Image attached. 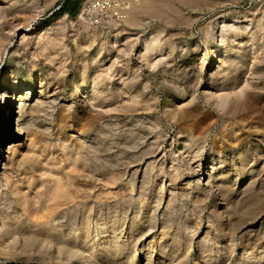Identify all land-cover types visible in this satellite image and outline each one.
I'll list each match as a JSON object with an SVG mask.
<instances>
[{
    "label": "rangeland",
    "instance_id": "374dc122",
    "mask_svg": "<svg viewBox=\"0 0 264 264\" xmlns=\"http://www.w3.org/2000/svg\"><path fill=\"white\" fill-rule=\"evenodd\" d=\"M62 1H0V90L5 75L10 85L14 77L19 89L29 88L32 98L40 96L43 103L33 121L25 117L28 124L10 149L2 142L0 212L7 214L9 225L0 253L17 255H0V264H26L28 251L18 254L21 245L27 248L26 238L20 240L29 233L37 245L43 235L37 236L34 225L52 214L58 192L69 189L75 195L71 201L93 209L92 232L128 210L119 230L134 257L130 263L123 258V264H145L149 244L155 246L149 248L151 263L168 264L182 254L186 242L191 243L188 264L209 253L228 264H240L242 254L256 255L257 264H264V0H148L138 23L111 21L97 28L79 25L75 14L58 11ZM17 110L14 104L13 123ZM250 123L255 127L243 128ZM195 133L203 144L197 157L192 149L172 143L188 135L194 141ZM171 143L174 157L168 154ZM212 157L224 158L225 166L212 163ZM171 162L180 164L174 168ZM148 164L153 170L144 179ZM169 174H177V187L171 186ZM168 192L175 197L170 204ZM131 215L144 221V235L127 233ZM162 223L169 236L159 240ZM151 224L155 228L148 230ZM102 234L108 237L111 231ZM174 234L181 242L176 246L170 240ZM162 245L165 252H160ZM172 247L178 255L170 252ZM28 261L41 264L38 255Z\"/></svg>",
    "mask_w": 264,
    "mask_h": 264
},
{
    "label": "bare ground",
    "instance_id": "6f19581e",
    "mask_svg": "<svg viewBox=\"0 0 264 264\" xmlns=\"http://www.w3.org/2000/svg\"><path fill=\"white\" fill-rule=\"evenodd\" d=\"M1 1V0H0ZM154 6V5H153ZM148 7H149V5H148V0H143L142 1V4H141V6H140V9L139 10H144L143 8H147L148 9ZM139 13H140V11H139ZM137 19V18H136ZM135 19V20H136ZM134 20V21H135ZM137 21V20H136ZM133 23H136V22H127V25L128 24H133ZM137 23H138V21H137ZM31 27H33V26H31ZM34 28V27H33ZM32 29V28H31ZM29 29H26L25 31H28ZM23 35H24V33H23ZM24 37V36H23ZM237 72V71H236ZM234 73V72H233ZM10 77H13V74L11 73V75H10ZM5 79H9L6 75L4 76V78H3V80H2V85H1V90H0V119L2 118V110H4L5 111V114H3V123H1L0 124V156H1V152H4V150H2V142H3V144H4V142H6L7 144H8V146H7V148H5V150L6 149H10L13 145V143H12V139L16 136V134L17 135H19L23 130L22 129H24V127L25 126H27L26 125V123L28 124V117L30 116V118L31 117H34L33 116V114H36L37 112V109H39V106L40 105H42L43 103H42V99H41V97L39 96V97H33L32 98V91H30V89L29 88H23V89H19V87L18 86H16V84H15V79H14V77L12 78L13 79V82L11 83V85L10 84H8L7 83V81L5 80ZM83 86V85H82ZM80 87V86H79ZM77 90V89H76ZM77 93V92H76ZM241 103V102H240ZM14 104H16V106H17V117H16V121L13 123L12 122V119H11V114H12V111H13V109H14ZM239 108V107H238ZM250 108H252V107H250ZM4 113V112H3ZM28 115V119L26 120L25 119V117ZM36 116V115H35ZM262 116H264V115H262ZM261 116V117H262ZM32 119V118H31ZM262 119H263V121H264V118L262 117ZM237 120V119H236ZM239 120V121H238ZM237 121L238 122H242L243 120H241L240 121V119H238ZM0 121H2V120H0ZM30 121V120H29ZM32 121H33V119H32ZM238 122H237V124H238ZM222 123V122H221ZM232 123V122H231ZM244 123V122H243ZM245 123H247V122H245ZM249 123V122H248ZM234 124H236V123H234ZM233 124V125H234ZM107 125V124H106ZM231 124H229V126H230ZM253 125H254V123L252 124V123H250L249 125H243V128H250V127H253ZM28 126H30V125H28ZM33 126H34V124H33ZM189 126V125H188ZM228 126V127H229ZM221 127H222V124H221ZM224 128H225V126H223ZM222 127V128H223ZM237 127H239V126H237ZM240 127H242V126H240ZM255 127V126H254ZM253 127V128H254ZM30 128V127H29ZM227 128V127H226ZM233 128L235 129V126H233ZM233 128L231 129L232 130V132H230V133H232V136L234 137V135L235 134H233L234 133V131H233ZM253 128H251V129H253ZM28 128H26V131L28 132V130H27ZM228 130H229V128H227ZM226 129V130H227ZM239 129V128H238ZM238 129H236L237 131H239ZM248 129H246V130H248ZM186 130V129H185ZM192 130V129H191ZM190 130V131H191ZM221 130V129H220ZM235 130V133H237V131ZM243 130V129H242ZM255 130H256V128H255ZM30 131V130H29ZM200 131V130H199ZM201 131H202V128H201ZM203 131H204V129H203ZM240 131H241V129H240ZM239 131V132H240ZM254 131V130H253ZM18 132H19V134H18ZM189 132V131H188ZM260 132V131H259ZM196 133H198V131H196ZM196 133H195V136H196ZM222 133L224 134L225 133V131L223 132L222 131ZM227 133V132H226ZM230 133L228 134V135H230ZM258 133V132H257ZM188 134V133H187ZM190 134V133H189ZM192 134V133H191ZM238 134V133H237ZM256 134V133H255ZM202 135V134H201ZM241 135V134H240ZM240 135H238L239 136V138H240ZM198 136V135H197ZM197 136L196 137H193V139L194 138H196V139H194V141L192 140V138L191 137H189V135L188 136H186L185 138H183V139H181V141H180V139H178V138H176L175 140H173L172 141V143L173 142H175V145H177V146H179V147H181V150H182V148H185V149H192V152H194V156H196L197 157V154H199L201 151H202V149H203V144H202V141H201V139H197ZM199 136H200V134H199ZM198 136V137H199ZM224 136H225V134H224ZM231 136V135H230ZM236 136V135H235ZM222 137V136H221ZM228 137V136H227ZM233 137H232V140H231V143L230 144H232L233 142V140H235V139H233ZM108 138V137H107ZM201 138H204V135L201 137ZM230 138V137H229ZM237 138V137H236ZM79 139V138H78ZM238 139V138H237ZM82 140V139H81ZM112 140V139H111ZM236 141V140H235ZM234 141V142H235ZM238 142H239V140H237ZM79 142V141H78ZM229 142V141H228ZM171 143V145H170V147L168 148V151H169V153L168 154H170L172 157H174L175 155V148H174V144H172ZM236 143V142H235ZM80 144H82L83 145V143H80ZM79 144V145H80ZM234 144V143H233ZM78 145V146H79ZM85 145V144H84ZM151 146H152V144H151ZM6 147V146H5ZM76 148V147H75ZM177 148V147H176ZM88 149V148H87ZM14 150V149H13ZM75 150V149H74ZM78 150V149H77ZM250 150V149H249ZM178 151V150H177ZM177 151H176V153H177ZM241 151V150H240ZM189 152V151H188ZM187 152V153H188ZM252 152V151H251ZM75 153H76V151H75ZM82 153V152H81ZM179 153H180V150H179ZM249 153V152H248ZM189 154V153H188ZM253 154V153H252ZM70 155V154H69ZM89 155V154H88ZM178 155V154H177ZM180 155V154H179ZM191 155H193V154H191ZM81 156V155H80ZM181 156V155H180ZM242 156V155H241ZM74 157H76V155L74 156ZM92 157H93V155H92ZM163 157H164V155H163ZM162 157V158H163ZM219 157V156H218ZM232 157V156H231ZM86 158V157H85ZM180 158V157H179ZM181 158H183V157H181ZM189 158V157H188ZM192 158V157H191ZM194 158V157H193ZM81 159H84V157L83 158H81ZM92 159V158H91ZM172 159V158H171ZM170 159V160H171ZM177 159V158H176ZM190 159V158H189ZM224 159V158H223ZM221 160V159H219L218 158V160H217V162L218 163H220V166L219 167H223V166H225V164L224 163H226L224 160ZM79 160V159H78ZM192 160V159H191ZM215 159L212 157L211 158V162L213 163V161H214ZM215 160V161H216ZM242 160V159H241ZM74 161V160H73ZM89 161V160H88ZM92 161V160H91ZM90 161V162H91ZM175 162V159H172V162ZM180 161V160H179ZM189 161V160H188ZM238 161V160H237ZM90 162H89V164H90ZM171 162V163H172ZM182 162H183V160H182ZM181 162V163H182ZM240 162V161H239ZM82 163V162H81ZM85 163V162H84ZM161 163V162H160ZM163 163V162H162ZM232 163V162H231ZM235 163V162H234ZM78 164V163H77ZM96 164V163H95ZM173 164H175V163H172L171 164V166L173 165ZM177 164V163H176ZM178 164H180V162L178 163ZM177 164V165H178ZM68 165V164H67ZM91 165V164H90ZM177 165L176 166H174V168L176 167V168H178L177 167ZM234 165V164H233ZM248 165V164H247ZM95 166V165H94ZM150 166H152V165H147V167L145 168V170H144V179H149L150 178V174L149 173H151V168H150ZM158 167H159V165H157ZM157 166H155V167H157ZM163 166V165H162ZM180 166H182V165H179V167ZM86 167V166H85ZM92 167V166H91ZM90 167V168H91ZM183 167H184V165H183ZM182 167V168H183ZM208 167V166H207ZM214 167V166H213ZM227 167V166H226ZM170 168H173V167H170ZM182 168H180V169H182ZM189 168V167H188ZM206 168V167H205ZM93 169H95V168H93ZM162 169V168H161ZM159 169V171H160V174H161V171L164 169ZM190 169V168H189ZM210 169L212 170L213 168L212 167H210ZM152 170H153V168H152ZM165 170V169H164ZM169 170V169H168ZM217 170V169H216ZM235 170V169H234ZM238 170V169H237ZM159 171H157V172H159ZM183 171V170H182ZM251 171V170H250ZM78 172V171H77ZM165 172H167V171H165ZM174 172H175V170H174ZM173 172V173H174ZM178 172V171H177ZM191 172V171H190ZM176 173V172H175ZM183 173V172H182ZM182 173H181V175H182ZM199 173V172H198ZM201 173V172H200ZM205 173H207V172H205ZM159 174V175H160ZM185 174V173H184ZM237 174V173H236ZM143 175V174H142ZM158 175V176H159ZM167 175V174H166ZM170 175V174H169ZM168 175V176H169ZM179 175V174H178ZM188 175V174H187ZM199 175V174H198ZM202 175V174H201ZM200 175V176H201ZM209 175V174H208ZM238 175V174H237ZM171 176V175H170ZM176 176H177V174H173V176H171V179H170V181L172 180V182H170L171 183V186L172 187H174V186H176ZM67 177V176H66ZM66 177H64V178H66ZM72 176H70V179H72L71 178ZM133 177V176H132ZM156 177V176H155ZM154 177V178H155ZM163 177V176H162ZM179 177H181V176H179ZM134 178V177H133ZM141 178H142V176H141ZM152 178V177H151ZM178 178V177H177ZM200 178V177H199ZM235 178V177H234ZM62 179V178H61ZM153 179V178H152ZM163 179V178H162ZM207 179H208V177H207ZM236 179V178H235ZM234 179V180H235ZM132 180V179H131ZM134 180V179H133ZM143 180V179H142ZM151 180V179H150ZM155 180V179H154ZM157 180V179H156ZM197 180H198V178H197ZM0 181H1V179H0ZM56 181V180H55ZM59 181L60 180H58V184H59ZM68 181V180H67ZM66 181V182H67ZM144 181V180H143ZM146 181V180H145ZM153 181V180H152ZM162 181V180H161ZM169 181V180H168ZM180 181V180H179ZM194 181V180H193ZM192 181V182H193ZM236 181H237V179H236ZM61 182H65L64 181V179H63V181H61ZM132 182V181H131ZM142 182V181H141ZM197 182V181H196ZM69 183V182H68ZM146 183V182H145ZM148 183V182H147ZM146 183V184H147ZM151 183V182H150ZM160 183V182H159ZM198 183H200V182H198ZM1 184V183H0ZM56 184H57V182H56ZM57 184V185H58ZM63 184V183H62ZM66 184V183H65ZM142 184V183H141ZM140 184V185H141ZM186 184V183H185ZM189 184H192L191 183V181H190V183ZM2 185V184H1ZM0 185V186H1ZM51 185V184H50ZM54 185V184H53ZM56 185V186H57ZM142 185H144V184H142ZM141 185V186H142ZM163 185V184H162ZM195 185V184H194ZM252 185H253V183H252ZM64 186V185H63ZM148 186H149V184H148ZM160 186H161V184H160ZM170 186V185H169ZM180 186V185H179ZM197 186V185H196ZM145 187V186H144ZM143 187V188H144ZM177 187V186H176ZM188 187H190V186H188ZM194 187V186H193ZM254 187V186H253ZM53 188V187H52ZM54 188H55V186H54ZM66 188V187H65ZM74 188V187H73ZM151 188V187H150ZM175 188V187H174ZM75 189V188H74ZM147 189V188H146ZM160 189V191H161V188H159ZM177 189V188H176ZM196 189V188H195ZM53 192H54V190L53 189H51ZM70 190V189H69ZM69 190H66V191H64V190H61V191H59L58 192V195L56 196V201H55V199L54 198H52V199H54L53 201H55V204H54V207H55V209H54V211L52 212V214H48V215H45L44 217H46V220L45 219H42L41 221H43V220H45V221H43V222H40V223H38V224H35L34 225V227H35V229H37V230H39V232L38 231H36V232H38V234H37V236L39 235V233H41L40 235H43L42 237H40V238H38V242H37V245H35L34 244V242L36 241V240H34V239H36V238H34V235H33V233H31L32 235H33V237L31 236V235H29V233H28V235L26 236V237H24V238H22V240H20L21 238L20 237H22L23 236V234H22V236H19L18 238H19V240H20V242H22L25 238H26V245L25 246H27V248H25V247H21L22 245H21V243L19 242V244L21 245L20 246V248H21V252H22V250H24L25 252H27L28 251V253H24L25 255H24V257L25 256H27V257H25L26 259L24 260L25 261V263L27 264V263H29V261H28V259H30L31 258V256H36V255H38L39 256V258H40V260H41V264L42 263H50V264H120V263H124V262H126V261H128L129 263H130V259H131V257H134L133 255V248H132V246H130V243H129V241L127 240H125V241H123V240H121V236H122V231L123 230H119L120 229V227H121V223L123 222L124 223V221H125V218H127V216H126V211H128V210H126L125 212L124 211H122V213L123 214H121L120 216H119V214L118 215H116V214H114V215H116L117 217L115 218V216H113V219H108V220H110L109 222V224H108V226L106 225V226H104V225H102V226H99V227H96L94 230H93V232H92V230H91V226H89V223H90V221H91V211L93 210H91L90 212H89V210H87L86 208H85V206H81V204H83V203H80V202H76V203H74L73 201H71L72 200V198L75 196L74 195V193L72 192V190L71 191H69ZM138 190H140L139 188H138ZM141 190H143V189H141ZM140 190V191H141ZM157 190V189H156ZM52 191H51V193H52ZM144 191V190H143ZM169 191V190H168ZM50 192V191H49ZM148 192V191H147ZM146 192V193H147ZM158 192V191H157ZM156 192V193H157ZM162 192V191H161ZM174 192V191H173ZM179 192V191H178ZM50 193V194H51ZM55 193V192H54ZM57 193V192H56ZM141 193V192H140ZM180 193V192H179ZM185 193V192H184ZM43 193L41 192V195H42ZM79 194V193H78ZM153 194V193H152ZM160 194V193H159ZM168 194H169V192H168ZM176 194H178V193H176ZM53 195V193L51 194V196ZM170 195V194H169ZM182 195V194H181ZM180 195V196H181ZM187 195V194H186ZM49 196V195H48ZM50 196V197H51ZM160 196V195H159ZM162 196H164V195H162ZM162 196L159 198V199H161L162 198ZM183 196V195H182ZM25 197V196H24ZM52 197H55V196H52ZM156 197V196H155ZM177 197H178V195H177ZM177 197H176V200H177ZM184 197V196H183ZM186 197H188V196H186ZM43 198H45V197H43ZM77 198V197H76ZM79 198H82V195H81V197H78L77 199H79ZM85 198V197H84ZM158 198V197H157ZM174 195L172 194V195H170V197H169V199H168V204H170V202L172 201V200H174ZM1 199V198H0ZM49 199V198H48ZM51 199V198H50ZM94 199V198H93ZM129 199V198H128ZM127 199V200H128ZM134 199V198H133ZM179 199H180V197H179ZM116 200V199H115ZM139 200V199H138ZM146 200V199H145ZM158 200V199H157ZM162 200V199H161ZM21 201V200H20ZM23 201V200H22ZM25 201V200H24ZM46 201H47V199H46ZM52 201V200H51ZM74 201H76V200H74ZM78 201H80V200H78ZM85 201H86V199H85ZM90 201V200H89ZM92 201V200H91ZM90 201V202H91ZM120 201V200H119ZM132 201V200H131ZM136 201H137V199H136ZM160 201V200H159ZM182 201V200H181ZM1 202V201H0ZM26 202V201H25ZM24 202V203H25ZM43 202V201H42ZM48 202V201H47ZM82 202V201H81ZM93 202H95V201H93ZM97 202V201H96ZM114 202V201H113ZM130 202V201H129ZM128 202V203H129ZM134 202V201H133ZM177 202V201H176ZM85 203V202H84ZM97 203H100V201L98 200V202ZM112 203V202H111ZM111 203L109 204V205H111ZM117 203H119V202H117ZM131 203V202H130ZM135 203V202H134ZM145 203V202H144ZM94 204V203H93ZM92 204V202H91V205H93ZM104 204V203H103ZM107 204L108 203H106L105 205H106V207H107ZM126 204V203H125ZM125 204H122V205H125ZM136 204H137V202H136ZM147 204V203H146ZM160 204V203H159ZM168 204H167V206H168ZM174 204V203H173ZM2 205V204H1ZM3 205H4V203H3ZM51 205H52V202H51ZM51 205H49V206H51ZM94 205H96V204H94ZM108 205V206H109ZM129 205V204H128ZM135 205V204H134ZM139 205H140V202H139ZM158 205V204H157ZM161 205V204H160ZM159 205V206H160ZM27 206V205H26ZM25 206V207H26ZM42 206V205H41ZM45 206V205H44ZM81 206V207H80ZM118 206V205H117ZM129 206H131V205H129ZM144 206H145V204H144ZM159 206H157V207H159ZM171 206V205H170ZM173 206V205H172ZM30 207V206H29ZM99 207V206H98ZM103 207V206H102ZM112 207V206H111ZM133 207V206H132ZM136 207H139V206H136ZM3 208V207H2ZM7 208H9L8 206H7ZM31 208V207H30ZM33 208V207H32ZM90 208V207H89ZM118 208V207H117ZM121 208V207H120ZM119 208V209H120ZM134 208V207H133ZM168 208V207H167ZM169 208H171V207H169ZM168 208V209H169ZM10 209V208H9ZM42 209H44V208H42ZM41 209V210H42ZM48 209V208H47ZM50 209V208H49ZM100 209V208H99ZM98 209V210H99ZM109 209V208H108ZM115 209V208H114ZM119 209H116V210H110L111 212H118L119 211ZM129 209H131V208H129ZM166 209V208H165ZM171 209H173V208H171ZM96 210V209H95ZM94 210V211H95ZM123 210H124V208H123ZM133 210V209H132ZM140 210H141V208H140ZM146 210V209H145ZM149 210V209H148ZM156 210V209H155ZM9 210L7 209V212H8ZM11 211V210H10ZM14 211V210H13ZM26 211V210H25ZM32 211V210H31ZM43 211V210H42ZM45 211V210H44ZM100 211V210H99ZM102 211V210H101ZM100 211V212H101ZM160 211V210H159ZM161 211H164V210H161ZM166 211H167V209H166ZM173 212L174 211V209L173 210H170V212ZM224 211V210H223ZM5 212H6V210H5ZM6 212V213H7ZM15 212H16V210H15ZM49 212V211H48ZM93 212V211H92ZM143 212V211H142ZM22 213V212H21ZM29 213H31V212H29ZM99 213V212H98ZM120 213V212H119ZM131 213V212H130ZM136 213H137V211H136ZM163 213V212H162ZM161 213V214H162ZM15 214V213H14ZM23 214V213H22ZM43 214V213H42ZM45 214V213H44ZM97 213H95V215H96ZM139 214V213H138ZM147 214V213H146ZM152 214V213H151ZM166 214H167V212H166ZM7 215V214H6ZM5 214H3V213H1L0 212V247H1V245H3V243L5 242V241H8V240H6V233H7V231H8V226L7 225H9V218L6 216ZM11 215V214H10ZM13 215V214H12ZM18 215V214H17ZM39 215V214H38ZM41 215V214H40ZM103 215V214H102ZM128 215V214H127ZM140 215V214H139ZM143 215V214H142ZM153 215V214H152ZM154 215H155V213H154ZM169 215V214H168ZM227 215V214H226ZM9 216V215H8ZM21 216V215H20ZM42 216V215H41ZM132 216V215H131ZM138 216V215H137ZM136 215H133L131 218H130V220H129V223H128V228H127V233L128 234H133V233H136V232H139V231H141L142 230V228H143V223H144V221L142 222V221H140L139 220V217L140 216H138L137 217ZM144 216V215H143ZM163 216H165V215H163ZM167 216V215H166ZM13 217V216H12ZM40 216H38V218H39ZM44 217H41V218H44ZM96 217V216H95ZM152 217H154V216H152ZM160 217H161V215H160ZM169 217H171V216H168V219H169ZM16 218V217H15ZM21 218H23V217H21ZM26 218H28V217H26ZM145 218H146V216H145ZM144 218V219H145ZM163 218V217H162ZM175 218V217H174ZM173 218V219H174ZM96 220H97V218H95ZM150 219V218H149ZM153 219H155V218H153ZM25 220V219H24ZM28 220H30L29 218L27 219V220H25V221H28ZM112 220H114V221H112ZM148 220V219H147ZM150 220H152V219H150ZM149 220V221H150ZM165 220V219H164ZM163 220V221H164ZM19 221V220H18ZM99 221V220H98ZM103 221V220H102ZM107 221V220H106ZM155 221V220H154ZM168 221V220H167ZM16 222V221H15ZM22 222H23V220H22ZM93 222V221H92ZM99 222H101V221H99ZM165 222H166V220H165ZM170 222V221H169ZM103 223V222H102ZM147 223H148V221H147ZM152 223V222H151ZM154 223V222H153ZM167 223V222H166ZM173 223V222H172ZM171 223V224H172ZM18 224V223H17ZM23 224V223H22ZM95 224H96V222H95ZM177 224V223H176ZM24 225V224H23ZM22 225V226H23ZM25 225H26V223H25ZM97 225V224H96ZM123 225V224H122ZM15 226V228L17 229V227H16V225H14ZM19 226V225H18ZM27 226V225H26ZM162 228L159 230V232H158V235L160 236L159 237V240L161 239V237L163 236V235H167L166 237H168L169 236V233H168V227H166L163 223H162ZM172 226V225H171ZM174 226V225H173ZM11 227V226H10ZM21 227V226H20ZM25 227V226H24ZM32 227V226H31ZM170 227V226H169ZM178 227V226H177ZM210 227V226H209ZM12 228V227H11ZM27 228V227H26ZM25 228V229H26ZM30 228V227H29ZM94 228V227H93ZM108 228H110L109 230L111 231V235H109L108 237H106L105 235H103L102 233L103 232H106V231H109V230H107ZM123 228H124V226H123ZM151 228H155V226L154 225H149L148 226V230H151ZM167 228V229H166ZM175 228V227H174ZM174 228H173V230H174ZM183 228V227H182ZM22 229V228H21ZM31 229H33V227L31 228ZM165 229H166V231H165ZM179 229V227L176 229V230H178ZM118 230H119V232H118ZM147 230V231H148ZM171 230V229H170ZM169 230V231H170ZM175 230V231H176ZM185 230V229H184ZM11 231V230H10ZM9 231V232H10ZM19 232L21 231V230H18ZM22 231H23V229H22ZM35 231V230H34ZM180 231V230H179ZM13 231H11V233H12ZM30 232V231H29ZM31 232H33V231H31ZM36 232H34V233H36ZM144 232V231H143ZM142 231H141V233L144 235V233H143ZM177 232V231H176ZM11 233H10V235H11ZM21 233V232H20ZM25 233H26V230H25ZM110 233V232H109ZM172 233V232H171ZM170 233V234H171ZM174 233V232H173ZM179 233V232H178ZM178 233H176V234H178ZM13 234V233H12ZM106 234H108V233H106ZM124 234H126V233H124ZM176 234H174L173 236H172V239H170L171 240V242H173L172 243V245H179L181 242H179V239H180V237L179 236H177ZM8 235V234H7ZM18 235H21V234H18ZM172 235V234H171ZM182 235V234H181ZM13 236H17V234L15 233V235H13ZM125 236V235H124ZM142 236V235H141ZM9 237V236H8ZM39 237V236H38ZM182 237H183V235H182ZM84 238V240H82ZM163 239V238H162ZM169 239V238H168ZM208 239V238H207ZM206 238L204 239V242L207 240ZM11 240H13L14 241V237H13V239H11ZM153 240V239H152ZM151 240V241H152ZM156 240V239H155ZM186 240V239H185ZM203 240V239H202ZM181 241V240H180ZM204 242H202V243H204ZM208 242V241H207ZM206 242V243H207ZM213 242V241H212ZM7 243V242H6ZM16 243V242H15ZM18 243V242H17ZM24 243V242H23ZM156 243V242H155ZM159 243V242H158ZM163 243V242H162ZM169 243V242H168ZM182 243H184V242H182ZM201 243V242H200ZM199 243V244H200ZM8 244V243H7ZM10 244V243H9ZM18 244V245H19ZM212 244V243H211ZM5 245V244H4ZM3 245V246H4ZM17 245V244H16ZM35 245V246H34ZM148 245V244H147ZM154 244H149L148 245V249L145 251V253H143V254H145V264H152L151 263V261H152V252L151 251H153V250H149V248H152L153 249V247H155V246H153ZM169 245V244H168ZM201 245V244H200ZM9 246V245H8ZM13 245H11V247H12ZM15 246V245H14ZM167 246V245H166ZM170 246V245H169ZM206 246V245H205ZM210 246V245H209ZM212 246V245H211ZM7 247V246H6ZM5 247V249H7ZM190 247H191V243H184V250H183V252H182V254H180L179 256H175L174 254H176L177 252L175 251V249H176V247H172L173 248V250L172 251H170V252H172V254H173V252H174V259H171V261H168L167 263L168 264H188L187 263V255H188V250L190 249ZM199 247V246H198ZM203 247V246H202ZM244 247V246H243ZM1 248H3V247H1ZM10 248V247H9ZM9 248H8V250H9ZM18 248V250H19V246L17 247ZM158 248V247H157ZM163 248H165L163 245L162 246H160V252L163 250ZM178 248V247H177ZM201 248V247H200ZM209 247H207L206 249H208ZM245 248V247H244ZM3 250V251H7V250ZM166 249V248H165ZM168 249V248H167ZM171 249V248H170ZM199 249V248H198ZM213 249V248H212ZM12 250H13V247H12ZM12 250H10V251H12ZM15 250H17L16 248H15ZM14 250V251H15ZM245 250V249H244ZM23 251V252H24ZM33 251V252H32ZM136 251V250H135ZM179 251V250H178ZM201 252H204L205 253V251H204V249H201L200 250ZM209 251V250H208ZM1 252V251H0ZM7 252H9V251H7ZM16 252V251H15ZM15 252L13 253V255H17V254H15ZM23 252L22 253H19V251H18V254H23ZM159 252V251H158ZM162 252H165V250L164 251H162ZM181 252V251H180ZM200 252V253H201ZM253 252V251H252ZM12 253V252H11ZM167 253V255H168V252H166ZM207 253V252H206ZM211 253H212V251H211ZM214 254H215V252H213ZM217 253V252H216ZM243 253V252H242ZM245 253H247V252H245ZM250 253V252H249ZM7 255H5V254H1L0 253V255H2V256H7L8 257V253H6ZM10 254V253H9ZM161 254V253H160ZM171 254V255H172ZM178 254H179V252H178ZM178 254H176V255H178ZM210 254V253H209ZM206 255V254H202L201 255V260L200 261H197L196 262V264H228L227 262H225V261H222V260H220V259H216V257H214V255ZM13 255H9V259L10 258H15ZM165 255V254H164ZM172 255V256H173ZM217 255V254H216ZM225 255V254H224ZM259 255V254H258ZM22 256V255H21ZM221 256V255H220ZM223 256V255H222ZM256 256V255H255ZM255 256H253V257H249L248 255H246V254H242L241 255V260L239 261L240 262V264H257V260L254 258ZM6 257V258H7ZM18 257V256H17ZM169 257H171L170 255H169ZM225 257V256H224ZM262 257V256H261ZM126 260H124V259ZM194 258V257H193ZM263 258V257H262ZM36 259V258H35ZM169 259V258H168ZM221 259H222V257H221ZM225 260H226V258H224ZM261 259V258H260ZM264 259V258H263ZM159 260H161V259H159ZM165 260H167V259H165ZM259 260V259H258ZM33 261V260H32ZM196 261V260H195ZM260 262L262 261V259L261 260H259ZM37 262V261H36ZM35 262V263H36ZM75 262V263H74ZM161 264L162 263H164L163 261L162 262H160ZM125 264H127V263H125ZM132 264V263H131ZM165 264V263H164ZM260 264H262V263H260Z\"/></svg>",
    "mask_w": 264,
    "mask_h": 264
},
{
    "label": "built area",
    "instance_id": "2783aa9c",
    "mask_svg": "<svg viewBox=\"0 0 264 264\" xmlns=\"http://www.w3.org/2000/svg\"><path fill=\"white\" fill-rule=\"evenodd\" d=\"M141 4L142 0H80L75 18L79 25L91 28L103 27L111 21L132 22Z\"/></svg>",
    "mask_w": 264,
    "mask_h": 264
},
{
    "label": "trees",
    "instance_id": "16d2710c",
    "mask_svg": "<svg viewBox=\"0 0 264 264\" xmlns=\"http://www.w3.org/2000/svg\"><path fill=\"white\" fill-rule=\"evenodd\" d=\"M79 1L80 0H77L75 3H73L72 0H63L59 4L60 6L57 10L73 15L76 12Z\"/></svg>",
    "mask_w": 264,
    "mask_h": 264
}]
</instances>
